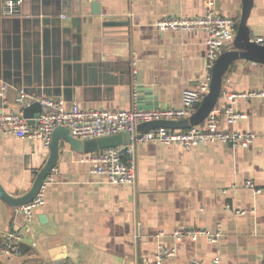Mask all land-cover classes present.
Wrapping results in <instances>:
<instances>
[{"label":"crops","instance_id":"0c3cea01","mask_svg":"<svg viewBox=\"0 0 264 264\" xmlns=\"http://www.w3.org/2000/svg\"><path fill=\"white\" fill-rule=\"evenodd\" d=\"M4 1L0 111L19 108L22 88L25 103L63 97L68 107L131 109L156 97L160 107H174L185 88L209 77L204 31L157 26L165 17L203 15L206 0H22L15 15L4 13ZM215 8L238 29L243 0H215ZM247 24L252 38L264 42V0H253ZM255 90L264 91V64L237 60L216 107L229 106L233 92ZM135 91L144 100L135 102ZM232 106L248 116L222 126L255 133L251 145L146 141L133 152L137 178L131 183L92 173L83 153L63 140L46 202L30 222L0 199V242L10 237L21 249L0 255V264H150L159 244L175 247L164 264H263L264 189L246 183L264 187V95L238 97ZM49 153L41 139L0 128L1 184L14 195L26 192ZM181 226L220 238L176 240Z\"/></svg>","mask_w":264,"mask_h":264},{"label":"built area","instance_id":"2783aa9c","mask_svg":"<svg viewBox=\"0 0 264 264\" xmlns=\"http://www.w3.org/2000/svg\"><path fill=\"white\" fill-rule=\"evenodd\" d=\"M21 6L22 0H5L3 11L6 15H15L20 12ZM157 26L161 30L204 31L207 34L205 67L209 72V77L199 87L185 88L182 92V103L180 106L139 108L134 104L131 109H94L83 108L77 102H73L68 107L66 105L67 100L63 97H44L41 102L48 106L49 109L43 110L39 114L35 124H30L22 111V106L27 96L25 89L22 88L17 98L19 108H13L6 112L0 111V128L4 133L17 138L41 139L46 146H50L52 133L59 125L68 128L70 133L76 138L89 139L116 134L125 130L135 131L144 122L162 119L179 120L190 116L198 108L204 95L209 91L214 64L223 52L224 47L233 43L237 32V23L233 17L221 15L217 12L215 0H206V12L203 15L165 17L157 22ZM257 42L264 43L262 38L257 39ZM256 95H264V91L233 92L228 96L230 105L225 107V109L215 106L201 124L193 125L187 129L154 128L138 134L125 147L114 146L98 152L83 153L82 161L89 164L92 173L103 175L112 183H131L135 182L137 178V163L133 152L137 144L146 141L178 144L186 148L204 142L215 141H221L233 146L248 147L254 142L255 133L224 128L222 123L232 124L247 117V113L236 111L232 105L238 97ZM134 100L137 102L136 91L134 92ZM53 177L52 174H49L38 195L31 202L18 208L27 222L33 219L35 208L45 204V185ZM246 185L257 192L264 189V187L256 186L253 181H247ZM239 212L244 213V211ZM160 234L163 233L160 232ZM173 236L176 240L198 239L201 236H205L214 242L220 238L219 233H213L206 228L188 226L176 228ZM20 251V246L13 242L10 237L0 242V255H20ZM174 255V246L165 247L163 244H159V250L150 264H164L167 258Z\"/></svg>","mask_w":264,"mask_h":264},{"label":"water","instance_id":"95a60500","mask_svg":"<svg viewBox=\"0 0 264 264\" xmlns=\"http://www.w3.org/2000/svg\"><path fill=\"white\" fill-rule=\"evenodd\" d=\"M252 6L253 0H243L242 16L233 41V47L223 51L217 58L212 69L209 91L204 95L198 108L190 116L179 120L162 119L144 122L141 123L135 131L125 130L120 133L89 139L76 138L70 133L68 128L59 125L52 133L49 156L37 173L29 190L22 194L14 195L8 192L0 182V199L6 201L15 208H19L31 202L38 195L50 171L57 165L62 153L61 142L63 140L67 141L74 150L80 153L98 152L114 146L125 147L132 139L136 138L138 134L154 128L167 127L173 129H187L193 125L203 123L218 103L223 89L224 77L232 64L240 59L264 64V43L257 42L252 38L250 28L247 24ZM149 93L150 91L143 90V95L145 94L147 96ZM46 95L49 96V94ZM143 95H137V98L142 101L144 100ZM152 102L153 103L150 105L146 102H140L138 107H159V104L156 102V97ZM48 109V106L42 104L41 99H36L31 103H24L22 106L23 115L30 124H35L39 114L43 110Z\"/></svg>","mask_w":264,"mask_h":264}]
</instances>
